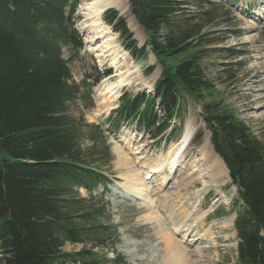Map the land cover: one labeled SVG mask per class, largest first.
<instances>
[{
	"label": "trees",
	"instance_id": "trees-1",
	"mask_svg": "<svg viewBox=\"0 0 264 264\" xmlns=\"http://www.w3.org/2000/svg\"><path fill=\"white\" fill-rule=\"evenodd\" d=\"M128 4L147 36L144 47H137L116 10H106L102 20L135 58L149 47L161 75L152 95H127L105 124L112 131L133 124L159 137L178 120L186 96L198 102L215 153L229 169L239 168L233 181L243 204L235 221L239 263L264 264V140L252 135L206 75L207 35L219 17L214 1ZM76 5L77 0H0V264H108L95 252L106 249L109 227L100 221L107 205L99 201L96 209L92 199L78 194L107 184L104 164L113 158L100 126L85 121L84 83H75L62 58L63 50L72 59L83 48L72 23ZM66 244L83 248L66 253ZM111 264L125 263L117 256Z\"/></svg>",
	"mask_w": 264,
	"mask_h": 264
},
{
	"label": "rangeland",
	"instance_id": "rangeland-1",
	"mask_svg": "<svg viewBox=\"0 0 264 264\" xmlns=\"http://www.w3.org/2000/svg\"><path fill=\"white\" fill-rule=\"evenodd\" d=\"M88 1L77 0L72 18L73 27L82 41L83 49L72 59H69L70 55L66 50H64L63 56L69 60L68 68L75 83H84L83 101L80 103V108L84 113L85 121L89 124L102 126L100 130L103 131L104 137L107 139V145H109L110 154L113 157L109 163L104 164L105 171L110 172L111 180L106 192H103L102 188L96 189L91 194L83 189L78 191L80 197L92 199L89 205L95 206L96 209L101 208L99 201L108 203L104 210L103 221H100L101 225L109 227L106 232L107 236L104 237L106 249H97L98 251L95 250V252L100 257L104 254V260L108 264H111L117 256L122 257L125 264H167V249L164 237L159 231L160 228H166V226H162L159 222L163 223L168 215L164 211L158 213L154 209L158 196L153 190L160 183V176L152 174L150 177L149 174L147 177L145 173L147 169L153 167L155 168L149 171H156L157 166L163 162L162 160L173 147L181 155L183 166L186 168L178 167L176 169L174 178L167 188L171 190L170 188H174L177 182L189 180L192 177V162L200 154L202 147L200 144L202 142L204 144L207 140L210 144V133L203 121L200 104L189 96H186L182 101V112L177 123L162 134L163 137L178 129L170 141L165 142V139H157L161 136L149 139L150 135L142 133L133 124L121 127L118 132L112 131L107 125L108 128H105L104 121L113 114L111 110L118 107L127 95L133 96L137 92L148 93L151 91L155 81L161 75V67L156 62L150 48H146L145 54L137 58L124 51L119 35L103 21L102 24L97 22L92 25V29L86 32V28L91 25L86 17L88 12L85 5ZM213 1L219 17L216 25L211 27L207 35L208 54L203 61L206 75L214 82L216 90L223 93L226 105L235 111L252 135L264 140V0ZM121 16L125 19L133 39L137 42V47L145 45L146 34L131 16L130 10ZM101 29L109 30L110 33L104 37L109 40L108 45L104 46L107 48H101L102 38L94 40L93 43H86L87 38L98 36L96 33H99ZM119 49L126 52L130 60L124 63L119 59L118 64L113 66L114 61L111 58ZM107 50L108 53H104ZM102 52L105 54L103 57L98 55ZM111 53L113 55L109 56ZM234 53H237V56L229 58ZM124 66L138 68L137 78L141 80V84L124 86L116 90V82L120 78L113 76L117 68ZM148 67L154 68L150 74L146 72ZM234 75L236 76L235 80L229 82L228 77ZM155 111L158 116H161L157 109ZM74 115L76 114L74 113ZM189 130L192 143L190 147L185 148ZM83 146L88 148L87 142H84ZM157 146L159 148H156ZM214 154L213 150L212 159H218ZM119 161H127V165L120 167ZM132 162L138 164L134 169L137 177L131 176L133 169L130 168V164ZM219 162L221 161L219 160ZM211 163V158L206 160L207 165ZM214 171H216V167ZM196 178L194 176L195 180L192 186L184 187L185 190L181 189L188 194L199 195L201 207L198 210L201 212L199 216H202L204 220L203 227L194 224L186 232L188 227L182 229L184 225L181 222L178 236L169 235L173 242L172 246L177 244L186 251L200 250L199 259L197 256L188 258L192 264H237V236L234 233H232L234 236L231 235L230 230L233 231V229L223 228L222 230L227 231L226 234L230 237L227 240L224 237L225 232H220L219 227L223 217H230L228 212H233L236 205L239 206L238 209L242 210L241 206L234 202V199L238 198L239 190L232 185L228 176V178L220 177L221 180L216 178L214 182L210 181L211 185L202 191L204 184ZM206 181L209 184L208 180ZM217 198L218 202L216 203ZM193 201L195 200L193 199ZM186 205L188 206V203ZM206 211H211L207 218L206 213H203ZM106 216L109 217L108 222H104ZM189 219L186 220L188 222L185 223L186 225L191 223ZM178 220L183 219L179 217ZM210 224L213 225L212 231L214 230L211 233H214L216 238L221 237L220 241H216L218 247L216 249H209L211 243L206 237L207 231H210L208 228ZM112 230L115 231L112 232ZM115 235L117 243L113 245ZM196 237L202 239H196ZM82 248V245L66 244L64 251L72 253L78 252Z\"/></svg>",
	"mask_w": 264,
	"mask_h": 264
},
{
	"label": "bare ground",
	"instance_id": "bare-ground-1",
	"mask_svg": "<svg viewBox=\"0 0 264 264\" xmlns=\"http://www.w3.org/2000/svg\"><path fill=\"white\" fill-rule=\"evenodd\" d=\"M85 6H87L86 11L88 12L86 17L91 23V25L86 28V32L90 31L93 27L92 25L96 24L97 22H100L99 24H102V15H104L103 13L106 10H108L109 8H113V9L119 11L121 14H125V12H128L130 10L127 0H89ZM120 13H119V15L121 16ZM108 31H104L103 29L99 30V33H96V34H98V36H95V37L90 38V39L87 38L86 43H93L94 40L102 38L101 48L102 49L107 48L104 46L108 45L109 40H107L104 37H106L107 35L110 34ZM104 53H108V50ZM98 55L102 56V57L105 56V54H103V52H102V54L99 53ZM112 55L113 54L111 53L109 56H112ZM119 59H121L124 63H127V61L130 60L128 54L121 49H119L118 52L114 54V57L111 58V60L114 61V63H112V65L113 66L117 65L118 64L117 61ZM116 76L120 78V80L116 82V86H115L116 90L121 89L124 86L141 84V80L137 78L138 77V68L133 69L130 66L119 67L115 70V74L113 77H116ZM191 141H192V137H189L188 140H186L187 144L185 145V148H187V146H189V147L191 146V143H192ZM200 146H202L200 149V154L198 153L199 154V156H197L198 158L195 160L193 159L194 161L192 162L193 166L191 167V171H192L191 176L193 178L191 177L189 180L186 179V181H184V179H183L184 182H182V181L177 182V184L174 185L175 186L174 188L173 187L170 188L171 190H168L167 186L170 185L172 179L174 178L173 176H174L176 169L178 167L183 168V169L186 168L185 166H183V160L181 159V155L179 154L178 151L173 149V147L170 148L167 156L165 157V159L162 160L163 162L157 166L156 171H151V172L149 171V170H153L155 168V167H153L149 170L147 169L146 173H145V175L147 177L149 174H150L149 175L150 177L152 176V174L153 175L158 174L160 176V179H159L160 183L153 190L156 192V195L158 196V199L154 205V209L157 210L158 213L164 211L168 215L166 217L167 220L165 219V221L163 223L159 222L160 224H162V226H166V228L165 227L160 228L159 231H160V234L164 237V244H165L166 249H167V253H166L167 258H168L167 264H192V262H190L188 258L197 256V259H199L198 253L201 252L200 250L186 251V249L182 248L181 246H179L177 244L172 246L173 242H172L171 238L169 237V235L171 236L172 234H174V236L175 235L178 236L179 225L181 222L184 225L182 227V229H184V227H188V229L185 230L186 232L189 231L191 229L192 225H194V224H197V226L199 225V227H201V228L203 227V221L204 220L202 219V216H199V214L201 212L198 210V208L201 207V201H199V195L198 194L194 195L191 193H190L191 194L190 195L187 192H184L181 188H183L185 190V188H188V186H192V183L195 180L194 176L197 177L196 180H199L202 184H204V188L202 189V191L206 187L211 185L210 183L214 182L216 180V178H218V179H220V177L228 178V176H229L228 171H227L226 167L224 166L223 162L215 154L214 155L221 162H219L218 159H212L213 150L211 151L212 147H210L209 141L208 140L205 141L204 144L202 142L200 144ZM185 148H184V150H185ZM209 158H211L212 163L207 165L206 160L207 159L209 160ZM126 162L127 161H124V162L119 161L118 165L120 167H125L127 165ZM200 163H201V165H200ZM137 166H138V164H136V162L135 163L132 162L130 164V168L133 169L131 172L132 177H137L136 174L134 173V169ZM215 167H216V171H214ZM205 179L208 180L209 184L207 183V181ZM217 184H215V185L217 186ZM200 191L201 190H199V192ZM202 191H201V193H202ZM217 197H218V195H217ZM193 199L195 201H193ZM216 201L218 202V198L216 199ZM187 203H188V206L186 205ZM203 213H206V218H207L208 215L211 213V211H206ZM179 217H181L183 220H178ZM234 217H235V215L231 214L230 217L223 218V220L220 222L221 223V226L219 227L220 232H225L222 230L223 228H225L226 230L233 229ZM188 219L191 220V223L186 225L185 223L187 222L186 220H188ZM158 221H161V220L158 219ZM165 222H167V224H165ZM212 226L213 225L210 224V226L208 227L210 229V231H207L208 234L206 235V237H208V242L211 243V245L209 246V249H216V248H218L216 245V241L217 240L220 241L221 237L219 236L216 238L214 233H211ZM226 232H225V234H226ZM233 232L234 231H231V235ZM234 235H232V236H234ZM232 236H231V238H232ZM224 237L227 240L230 238L227 234ZM197 238L198 237H196V239ZM200 238H198V239H200ZM161 241L163 242V240H161ZM201 254H203V253H201Z\"/></svg>",
	"mask_w": 264,
	"mask_h": 264
},
{
	"label": "water",
	"instance_id": "water-1",
	"mask_svg": "<svg viewBox=\"0 0 264 264\" xmlns=\"http://www.w3.org/2000/svg\"><path fill=\"white\" fill-rule=\"evenodd\" d=\"M110 9V8H109ZM239 171V168H236L234 170L231 171V178L234 179L235 178V175L236 173Z\"/></svg>",
	"mask_w": 264,
	"mask_h": 264
}]
</instances>
